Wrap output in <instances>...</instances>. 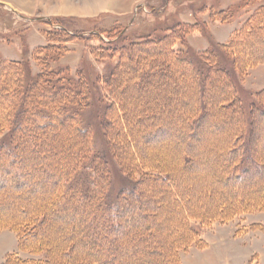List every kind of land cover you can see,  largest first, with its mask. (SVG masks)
Returning <instances> with one entry per match:
<instances>
[{
    "label": "rangeland",
    "instance_id": "rangeland-1",
    "mask_svg": "<svg viewBox=\"0 0 264 264\" xmlns=\"http://www.w3.org/2000/svg\"><path fill=\"white\" fill-rule=\"evenodd\" d=\"M263 5L264 0H0V57L6 60L29 59L30 67L27 75L36 76L42 67L38 61L34 60L35 51L50 42L48 33L53 31L51 25L44 20L47 18H42L43 16H49L54 21L63 20L62 23L73 34L97 29L108 39L122 31L128 36L123 43L125 45L148 35L163 36L168 33V29L180 22H200L201 27H197L186 36L187 44L194 53L198 54L202 49L210 48L211 42L226 43ZM220 10H227L228 13L225 16L218 15ZM259 34L247 48L243 47L237 52L236 59L244 61L251 58V55L252 57L264 56V34L262 32ZM51 35L57 39L56 34L51 33ZM58 35L64 37L61 34ZM67 36L71 37L69 34ZM97 41L95 38L88 42L82 39L73 40L70 44L72 51L58 58L56 62L54 59L61 53L56 52V55L54 52H47L44 55L54 60L53 68H68L70 74H67L75 83L79 80L80 74L86 79L89 78L90 84L97 87L90 106L81 107L78 115L82 120L81 126L89 130V136L94 140L95 152L103 158L106 165L108 164L107 197L110 203H113L122 191L133 188L132 181L127 178L129 174L123 169V163L116 158L117 152L113 151L112 146L116 147V145L121 146L122 153L127 156L126 158H130L132 165L136 166L140 163L137 157L131 160V156L134 157L137 152L148 165L167 170L175 182L181 186L185 185L188 191L197 190V194L203 198L204 195L208 198L210 194L212 198H218V188H222L227 197L237 202L238 198H244V192L241 194L243 188L251 195L254 191H259L258 189L264 190V175L257 174L246 180L232 179L223 173L226 159L224 158L222 163L217 162L216 156L221 150L225 151L227 162L230 160L228 151L234 147L235 142V133L232 130L239 123L237 113L230 108L221 107L227 103L221 96V90L226 93L229 89L223 75L220 74L224 81L210 82L208 77L202 76L199 71L194 76L189 72L187 74L184 61L174 60L162 46L159 49L157 45L150 44L137 51L130 59L127 67L130 78H123L120 82L113 83L111 88L106 76L115 68L118 57L114 59L96 57L90 46L98 44ZM138 55L143 56V59L138 58ZM222 63L231 71L233 79L237 82L241 80L239 96L244 106L247 109L250 108L251 103L255 101L257 91L264 89V63L251 68L243 79L233 65L225 61ZM109 92L112 93V97H109ZM45 97L51 104L58 100V97L51 94ZM2 98L3 93L0 91V115L9 106V102ZM114 98H118L123 104L128 134L124 133L116 122H113L118 135L116 138L111 136L107 144L102 133L103 129H106L104 112L113 102L112 99L115 101ZM28 103L30 104L31 101ZM31 106H33L32 103ZM75 107L73 106V109L77 110ZM28 113L31 118L33 112L29 110ZM199 115H201L200 120H198ZM70 117L65 119L71 120L72 117ZM30 118L22 126L13 127L17 135H33L34 124ZM193 119L195 121L191 123ZM37 122L40 132L32 136L33 142L28 144L22 157H15L12 161L10 157L7 158V164H4V167L0 162L1 171L11 177L15 184L13 202H10L9 198L2 197L5 194L3 191L5 182L10 183V180L3 182L4 187L0 190V221H3L2 217L12 214L18 218L29 219L35 207H38L37 213L40 215L41 208L57 192L64 179L62 172L58 170L43 175L45 170L55 164L60 167L73 162L69 152L76 149L83 141L82 138L75 137L74 128L70 129L72 136H69L63 128L52 130L53 121L48 120L45 123L38 120ZM10 129L12 124L9 123V130L5 132L7 140L11 134ZM128 136L132 138L133 143L129 140L131 143L127 144ZM50 142H53L54 149L51 150L56 154L50 153L44 147ZM251 144L254 148L253 153L264 160V123L262 121H259L258 126L255 127ZM89 158V162H85L88 166L92 161V154ZM206 158L208 162H205ZM19 160H21L20 168ZM28 161L33 165L31 175L28 172L25 174ZM34 165L38 170L37 168L34 170ZM100 177L98 174V177L92 179L96 181L95 187L102 185ZM132 178L139 179L141 175L134 173ZM225 179L228 181L224 184ZM157 186L153 181L141 185V189L148 191L152 196L151 205L146 207L145 203L139 202L140 199L137 201L134 199L132 205L135 209L129 210L133 221H137L135 220L137 218L143 219L145 224L152 225V232L156 234L160 230L166 231V224L170 225L174 218L168 213L157 216L158 203H154L158 198L155 191ZM91 198L94 200V197ZM252 198L255 199V197ZM76 205L79 204L76 203ZM50 217L45 216L44 220L45 225H51V231L56 230L58 224L61 230L64 229V232L56 239L59 248L70 246L73 239L76 240L72 230L73 223L76 222L75 218L69 215L59 217L57 212L52 213ZM233 223L237 225V231L252 223L264 224V212H251L226 223L214 222L207 227L199 221H192L201 237L203 238V234L214 243V249L219 252L217 257L220 258L221 264H227L224 252L221 251L226 248L231 251V264H264V233L260 230H251L240 238L239 246H234L231 241L223 244L218 239L220 234L215 236L209 234V230L214 227L219 228L223 225L224 230H227ZM139 224L137 227L126 226L121 230L115 229L119 242L129 238L126 253H117L116 256L115 243L111 245L107 243L106 256L103 255L100 260L98 259L99 263L151 264L153 259L156 260L157 252L152 250L156 248L161 254L162 244L159 241L162 238L167 239L164 234H160L161 238L157 242L152 239L148 244L149 251L146 250L149 239H145L143 248L137 250L133 247L131 238L134 233L138 236L136 229L142 227ZM243 233L244 231L237 234L243 235ZM110 234L112 232L109 234L106 232V235ZM102 236L100 235L97 239L101 240ZM104 243L106 244V241ZM96 246L97 244L88 246L83 244L82 254L74 259L72 252L71 258L65 257L64 264H85L87 252ZM187 253H181V260L183 254ZM256 254L257 256L254 257ZM15 256L27 261H40L47 258L45 252L36 253L22 249L19 234L8 226L0 227V264H5L9 257Z\"/></svg>",
    "mask_w": 264,
    "mask_h": 264
},
{
    "label": "trees",
    "instance_id": "trees-1",
    "mask_svg": "<svg viewBox=\"0 0 264 264\" xmlns=\"http://www.w3.org/2000/svg\"><path fill=\"white\" fill-rule=\"evenodd\" d=\"M227 13V10L218 11V15L224 14L225 16ZM44 20L51 25L53 31L50 32L56 34L57 39L49 32L50 42L47 45L40 46L35 51L34 60L38 61L42 67V70L36 76L27 75L28 68L30 67L29 59L6 60L0 57V91L3 93L4 100L9 102V106L0 115V162L4 167L9 157L10 161L15 157H22L28 144H32L33 142L32 136L40 132L38 120L39 122L53 121L52 130L63 128L69 136H72L69 132L70 129L74 128L75 137L77 139L82 138L83 141L72 152L68 151L70 153L69 156H72L73 162L60 167L58 164H55V166H49L45 170L43 175L58 170L62 172L64 179L57 192L44 205L42 204L43 208L40 210V215L37 213L38 207H35L29 219L18 218L12 214L2 217L3 221H0V227L8 226L19 234L22 249L36 253L45 252L47 258L40 261H27L15 256L9 257L5 264H64L65 257L71 258L72 252L74 253V259L82 254L84 250L83 244H86V246L97 244L96 247L87 252L85 264H100L98 259L100 260L103 255L106 256L107 243L108 245L115 243V255L117 253H126L129 238L122 239L119 242L120 240L114 230H121L126 226L137 227V224L140 222L141 224L139 225H142V227L136 229L138 236L137 233H134L131 238L134 244L133 247L141 250L144 240L149 239L146 247V250L149 251L148 244H150L152 239L157 242L161 238L160 234H164L167 240L162 238L159 241L162 244V253L160 254L156 248L153 249L152 251L157 252L158 257L156 260L153 259L151 264H182V252H189L193 246L198 248L208 246L206 241L201 237L200 232L192 224L193 220L199 221L204 227H207L214 222L226 223L251 212H264V190L262 188L261 190L258 189L259 191L257 192L252 191L253 196L248 190L245 191L243 188L244 190L240 191L241 194L244 192V198H238L237 202L227 197L222 188H218V198H212L211 194L208 198H206V195L203 198V196L197 194V190L188 191L185 185L181 186L175 182L167 170L164 171L153 165H148L146 160L144 158L141 159L137 152L135 153L136 156H131V160L133 161L134 158H138L140 163L136 166L132 165L130 158H126L127 156L122 153L120 145H116V147L112 146L113 151L117 152L116 158L123 163V169L129 174L127 178L132 181L133 188L122 191L116 200L110 203L107 197L109 180L107 172L109 168L108 164L106 165L103 158L95 152L94 140L89 136V130L81 126L82 120L78 115L81 107L86 108L90 106L91 101L94 99V90L97 87L94 84H90L89 78L86 79V77L81 76L79 73V80L75 83L69 75V69L66 67L53 68L54 60L56 62L58 58L72 51L70 44L73 40L82 39L88 42L92 38H95L98 40V44H92L90 48L93 54L97 55H95L96 57L108 59L118 57L115 68L106 76L111 88L113 83L116 84L123 78H130V73L127 70L130 59H132L137 51L148 47L150 44L157 45L159 49L163 47L174 60L180 59L184 61L187 66V74L189 72L194 76L200 72L202 76L208 77L210 82L217 80L224 81L221 76L223 75L225 84L229 86V89L226 93L221 90V96L227 102L221 107L230 108L237 113L239 123L232 130L235 133V142L234 147L228 151L230 160L227 162L226 153L221 150L220 153L218 152V156H216L218 158L217 162L222 163L221 161L224 158L226 159V163L223 162L225 163L223 173L232 177V179L246 180L257 174L263 176L264 160L259 159L258 155L253 153L254 148L251 141L256 125L258 126L259 121L264 123V89L255 94V101L247 109L239 96V84L241 80L237 82L236 79H233L231 71L223 65L222 61L233 65L242 79L249 73L251 68L264 63V56L252 57L251 55V58L244 61L236 59V54L240 49L243 47L247 48L253 39H257L260 35L259 33L262 32L264 34V5L260 6L251 19L241 29L237 30L226 43L211 42L210 48L200 51L198 54L194 53L187 44L186 36L197 27L200 28V22H180L168 29V33L163 36L151 37L148 35L145 38L130 41L129 45H125L123 43L126 42L128 36L122 31L107 39L104 37L103 32L97 29L73 34L62 23L63 20H60L61 22L58 20L54 21L53 18ZM66 33L71 35L72 38H69ZM47 52H59L61 54L57 55L56 53L57 57L53 60L44 55ZM138 58L143 59V56L138 55ZM102 78L104 79V76ZM49 94L58 97V100L54 104H51L45 97ZM112 96V93L109 92V97ZM114 99L115 101L112 99L113 102L107 106L104 112V126L106 129H103L102 133L103 139L107 144L111 136L116 138L118 135L113 122H116L119 128H122V131L124 130V133L128 134L123 104L118 98ZM30 101L33 106H31V103H28ZM73 106H76L77 110L73 109ZM29 110L33 112L31 118L29 117ZM201 115H199L198 120H200ZM69 116L72 117H70L71 120L65 119V117ZM29 118L32 124H34L33 135H17L13 127L16 125L22 126L24 122H28ZM193 121L195 119L191 120V123ZM9 123L12 124V129H10L11 134L7 140L5 132L9 130ZM129 140L133 143L132 138L128 136L127 144L131 143ZM53 145V142H50L45 144L44 147L50 153H55L51 150L52 148L54 149ZM33 154L36 156L35 153ZM91 154L92 161H90L91 163L88 166L86 164L89 162ZM208 161V159L207 161L205 160V162ZM20 162L21 160H19V168ZM34 166L35 170L37 166ZM32 168L33 165L28 161L25 166V174L28 172L31 175L33 173ZM134 173L140 174L141 178H132ZM5 174V172L1 171L0 167V190L4 187V180H10V183L5 182L6 186L3 189L5 194L2 197L9 198L10 202H13L14 180ZM98 174L101 176L102 185L95 187L96 181L92 179L98 177ZM217 177H219V174H217ZM225 180L224 184L228 181L227 179ZM151 181L158 185L155 189L158 198L154 201V203H158V207H156V210H158L157 216H161L162 213H168L174 217L170 225L166 224V231L162 232L160 230L157 234L156 232H152V225L149 223L145 224L143 219L140 220L136 217L137 219L135 220L137 221H133L129 212V210L135 209L132 205L134 199L136 201L140 199L139 202L141 204L145 203L146 207L149 204L151 205L152 196L148 191L140 187ZM12 185L13 187H10ZM151 191L154 190L151 189ZM91 197H94V200H91ZM252 197H255V199ZM222 200L224 201L223 203ZM81 202L82 204H80ZM76 203L80 206L76 205ZM56 212L59 217L69 215L76 220L72 226L76 240L73 239V243L70 246L59 248L57 245L56 239L64 232V229L61 230L59 224L56 230L53 228L54 231H51V225H45V216L51 218L50 215ZM75 226L77 227L74 228ZM250 230H260L264 233V224L253 223L245 228L238 229L237 233ZM106 232L108 234L112 232V234L106 235ZM100 235L103 236L101 240H98L97 238ZM102 240L106 241V244Z\"/></svg>",
    "mask_w": 264,
    "mask_h": 264
},
{
    "label": "crops",
    "instance_id": "crops-1",
    "mask_svg": "<svg viewBox=\"0 0 264 264\" xmlns=\"http://www.w3.org/2000/svg\"><path fill=\"white\" fill-rule=\"evenodd\" d=\"M42 18H50L49 16H43ZM207 49V48H206ZM205 49H202V51ZM13 60H19V59H13ZM258 92V91H257ZM253 224V223H252ZM263 224V223H261ZM237 231V225L233 223L232 226L229 227V229L224 230V227H214L209 230V234H214L213 236L220 234L219 235V240L225 244L226 241H231L234 246H239L240 244L239 239L242 238L244 235L248 234L250 231L244 232L243 235H238L236 233ZM262 232V231H261ZM226 233V234H224ZM203 236V239L207 243V247L203 250H200L197 248H192L190 252L187 254H183L182 256V264H221L220 263V258L217 256L219 255V252H217L216 249H214V243L208 238L207 236ZM212 236V237H213ZM222 252H224V256L226 257L225 259L227 260V264H231L232 260L230 258L231 251H229L228 248L221 249ZM222 254V255H223ZM257 256L254 255V257Z\"/></svg>",
    "mask_w": 264,
    "mask_h": 264
}]
</instances>
